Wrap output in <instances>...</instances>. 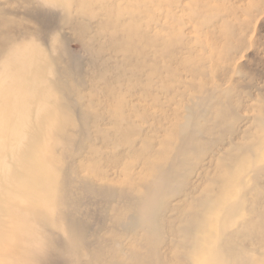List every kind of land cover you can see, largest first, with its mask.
I'll use <instances>...</instances> for the list:
<instances>
[{"label":"rangeland","instance_id":"1","mask_svg":"<svg viewBox=\"0 0 264 264\" xmlns=\"http://www.w3.org/2000/svg\"><path fill=\"white\" fill-rule=\"evenodd\" d=\"M38 1L0 0V77L12 50L43 48L48 112L33 105L12 176L47 203L0 199V262L21 256V210L72 264H189L205 216L217 264L264 253V0ZM151 196L147 222L129 224ZM47 261L68 264L53 248Z\"/></svg>","mask_w":264,"mask_h":264},{"label":"bare ground","instance_id":"2","mask_svg":"<svg viewBox=\"0 0 264 264\" xmlns=\"http://www.w3.org/2000/svg\"><path fill=\"white\" fill-rule=\"evenodd\" d=\"M51 2L52 1L50 0H43L41 6L47 7ZM41 48L42 47H38L37 50L33 47L12 50L2 64L3 68L1 70L0 77L2 84L0 90V107L3 105V101L8 98L13 99L14 96V100L17 102V120H0V199L8 198L12 196L14 192L24 202L27 201L28 198L33 197L44 205L47 203L46 195H35L32 191L34 188L31 189L32 183H29L28 181L22 185L16 184V180L12 176L13 170L24 163L22 152L26 148V142L28 140V136L30 135L29 133L33 132L35 130V126H38L39 124V121H37L36 125H34V122L30 117L33 105L38 102L40 105L39 113L43 114L48 112L47 103L50 99L44 98L43 92L46 89V84L42 78V72L40 71V68L45 65L46 57L42 50L43 48ZM40 97H42L43 100H41ZM2 112L4 113V116H6V109L3 108ZM18 131H21V133L17 134ZM11 141H14L15 144L13 143V147L9 148L8 145H10ZM3 154L5 156H2ZM166 177L167 173L163 172L161 177L156 180V185L159 187L163 186ZM45 180L47 182L45 183L43 189L47 192L51 183L50 179ZM33 186H35V184H33ZM154 202L155 198L152 196L142 201L132 215L127 218V222L129 224L146 223ZM2 211L0 203V243L3 241L2 235L5 233V223L1 218ZM19 212L22 213V215L20 222L17 223L16 232L22 238L19 243L21 247L20 253L22 259H25V261L28 260V264H34L36 262L48 264L47 256H49L53 248L66 260L68 264L73 263V253L70 252V248L67 247L66 244L57 242L54 238H52V231L42 227L36 221L35 216L30 217L28 214L29 211L21 210ZM58 215V210L56 211L54 208L49 209V222L54 223ZM203 218L204 220L197 227L193 242L190 244L191 252H189V255L187 256L189 264L218 263V252L216 251L217 245L206 243L204 246L202 245L203 241L200 240V238L205 237L208 232H211L213 229V226L210 224L213 220L209 216H205ZM64 231L66 238L70 241V237L73 238V231L70 228ZM207 237L208 236H206V238ZM72 238L70 241L71 244L73 243ZM227 247L232 248L228 245ZM21 256H13L6 262L0 263L27 264L20 262ZM233 263L264 264V253L247 254L242 251L235 257V259H233Z\"/></svg>","mask_w":264,"mask_h":264}]
</instances>
